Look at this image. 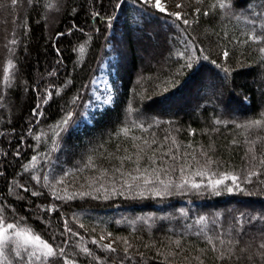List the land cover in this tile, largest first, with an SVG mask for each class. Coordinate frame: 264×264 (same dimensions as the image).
<instances>
[{
	"label": "trees",
	"instance_id": "16d2710c",
	"mask_svg": "<svg viewBox=\"0 0 264 264\" xmlns=\"http://www.w3.org/2000/svg\"><path fill=\"white\" fill-rule=\"evenodd\" d=\"M165 1L0 0V264H264V0Z\"/></svg>",
	"mask_w": 264,
	"mask_h": 264
},
{
	"label": "rangeland",
	"instance_id": "374dc122",
	"mask_svg": "<svg viewBox=\"0 0 264 264\" xmlns=\"http://www.w3.org/2000/svg\"><path fill=\"white\" fill-rule=\"evenodd\" d=\"M151 4L154 6L155 0H152ZM160 5L165 9L164 11H161L155 6L154 7L163 13L170 12L168 9V4L165 0H160ZM109 50H111L112 55L104 61L98 74L94 77L90 85V100L86 104L83 123L91 124V117L96 111L110 107L114 102L115 83L117 81L116 65L119 61V56L113 52L114 50L112 46L109 47ZM7 235L8 233H5V236Z\"/></svg>",
	"mask_w": 264,
	"mask_h": 264
},
{
	"label": "snow or ice",
	"instance_id": "6c2138e0",
	"mask_svg": "<svg viewBox=\"0 0 264 264\" xmlns=\"http://www.w3.org/2000/svg\"><path fill=\"white\" fill-rule=\"evenodd\" d=\"M15 2V0H14ZM145 3H151L152 0H144ZM155 7L159 8L161 11H164L165 9L161 7L160 0H155ZM220 6H225L221 4ZM177 7H181V5H177ZM177 18H180V14H176ZM187 23V21H185ZM81 52L84 51L83 47L80 49ZM264 51V49H262ZM225 56H227V53H224ZM259 123V122H256ZM233 182L235 183L236 180H238V177H231ZM217 184L223 183L222 180L216 181ZM194 187H199V185H193ZM238 187V185H237ZM16 226L12 224L4 225L2 222H0V251L3 250L4 247H6L9 244L15 245L17 248L23 247L24 251L29 254V256L39 260L42 258H49L54 255L53 248L47 244L46 242H43L39 236H34L30 233L29 230H21V231H15ZM9 230H12L10 235L5 236V233H8ZM30 249H38L41 253L40 255L37 254L36 251H30Z\"/></svg>",
	"mask_w": 264,
	"mask_h": 264
}]
</instances>
